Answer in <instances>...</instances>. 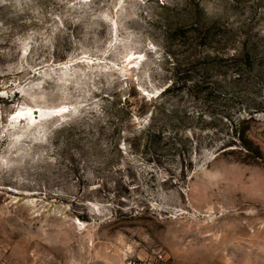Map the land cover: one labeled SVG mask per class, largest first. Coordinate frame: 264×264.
<instances>
[{
    "label": "rangeland",
    "instance_id": "rangeland-1",
    "mask_svg": "<svg viewBox=\"0 0 264 264\" xmlns=\"http://www.w3.org/2000/svg\"><path fill=\"white\" fill-rule=\"evenodd\" d=\"M0 264H264V0H0Z\"/></svg>",
    "mask_w": 264,
    "mask_h": 264
},
{
    "label": "trees",
    "instance_id": "trees-1",
    "mask_svg": "<svg viewBox=\"0 0 264 264\" xmlns=\"http://www.w3.org/2000/svg\"><path fill=\"white\" fill-rule=\"evenodd\" d=\"M212 29L214 30L212 31ZM223 30V27L221 28ZM192 35H194L195 39L199 41L197 43V47H205L206 45H209L211 43H214V40L221 34H225L224 31L221 33L220 29L216 28H206L201 27L198 24L196 26H193L191 29ZM227 56L226 54H216L214 57H211L210 60H212V68H207V70L211 71L219 67L217 66L218 60L223 57ZM240 57V54L238 52H235L234 54H231L228 58L231 61H236ZM206 59V58H204ZM208 59V58H207ZM228 59V60H229ZM206 70V68H204ZM186 81H192L191 77H188ZM121 107L116 111V117L117 120L119 117L126 118V116L129 115V117H139V118H148L147 126L144 128L138 129L139 136H142V138L147 139L146 143L151 144L155 146L158 149H161V145L163 146H172L173 151H182V145L180 142H178L179 137L177 136L178 132H171L169 136H166V130L168 129V125L165 121V118L169 119V122H171L174 113L172 111H169L166 109L165 105L162 103L161 99H146L141 98V100L137 101H131L129 99H125V101L121 102ZM252 118L249 119V121ZM172 124H175L172 122ZM111 125L116 126L114 128V131L118 130L119 124H115L114 122H111ZM171 127L175 128V125H172ZM103 130V128H102ZM177 133V134H176ZM139 138L138 136L134 139ZM232 140L234 143L239 142L241 147L245 149L248 148L249 141L247 140L245 134H240L238 138L235 137ZM167 141V142H165ZM166 143V144H165ZM225 153V152H224Z\"/></svg>",
    "mask_w": 264,
    "mask_h": 264
},
{
    "label": "bare ground",
    "instance_id": "bare-ground-1",
    "mask_svg": "<svg viewBox=\"0 0 264 264\" xmlns=\"http://www.w3.org/2000/svg\"><path fill=\"white\" fill-rule=\"evenodd\" d=\"M32 110L33 109H28V111L26 110L27 112L21 111L17 118L22 117L24 115V113H25V115H32L33 114V111ZM40 116H42L43 119L44 118H49V117L46 116V114H43V115L41 114ZM23 117H25V116H23ZM25 120L28 122V125H31L32 124V120L28 116L25 117Z\"/></svg>",
    "mask_w": 264,
    "mask_h": 264
},
{
    "label": "water",
    "instance_id": "water-1",
    "mask_svg": "<svg viewBox=\"0 0 264 264\" xmlns=\"http://www.w3.org/2000/svg\"><path fill=\"white\" fill-rule=\"evenodd\" d=\"M53 113H57V112H53ZM34 117H35L36 121L39 119V112H38V110H34Z\"/></svg>",
    "mask_w": 264,
    "mask_h": 264
}]
</instances>
